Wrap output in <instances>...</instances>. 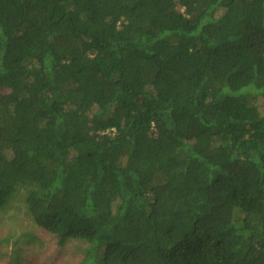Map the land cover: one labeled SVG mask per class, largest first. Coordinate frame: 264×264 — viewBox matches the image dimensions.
<instances>
[{"label": "trees", "instance_id": "trees-1", "mask_svg": "<svg viewBox=\"0 0 264 264\" xmlns=\"http://www.w3.org/2000/svg\"><path fill=\"white\" fill-rule=\"evenodd\" d=\"M14 199L80 264H264V0H0Z\"/></svg>", "mask_w": 264, "mask_h": 264}, {"label": "rangeland", "instance_id": "rangeland-1", "mask_svg": "<svg viewBox=\"0 0 264 264\" xmlns=\"http://www.w3.org/2000/svg\"><path fill=\"white\" fill-rule=\"evenodd\" d=\"M30 12L31 17L39 16L35 9ZM233 171L244 175L251 173L240 167L233 168ZM11 202L0 214V237L7 238V251L0 256V264H14V260L15 264H80L84 257V242L72 240L60 247L56 235L36 225L22 200ZM28 232H34L38 242H29L31 238L25 240L24 234Z\"/></svg>", "mask_w": 264, "mask_h": 264}]
</instances>
